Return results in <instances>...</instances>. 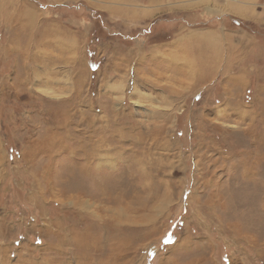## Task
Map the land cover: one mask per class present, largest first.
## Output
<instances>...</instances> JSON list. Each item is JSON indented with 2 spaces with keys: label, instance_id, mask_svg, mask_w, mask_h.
I'll use <instances>...</instances> for the list:
<instances>
[{
  "label": "rangeland",
  "instance_id": "1",
  "mask_svg": "<svg viewBox=\"0 0 264 264\" xmlns=\"http://www.w3.org/2000/svg\"><path fill=\"white\" fill-rule=\"evenodd\" d=\"M254 3L257 20L0 0V264H264ZM207 25L233 34L228 68L166 59L165 40Z\"/></svg>",
  "mask_w": 264,
  "mask_h": 264
},
{
  "label": "crops",
  "instance_id": "2",
  "mask_svg": "<svg viewBox=\"0 0 264 264\" xmlns=\"http://www.w3.org/2000/svg\"><path fill=\"white\" fill-rule=\"evenodd\" d=\"M148 1L153 4V8H150L152 9V14L160 9L170 12V15L172 13L180 14L189 11L196 14L200 19L212 17L219 13L227 15L235 13L243 14L245 18L250 20L260 18L259 13L255 10L256 5L254 0H169L168 3L164 4H160L159 0ZM117 9L115 17L121 18L125 23L139 20L138 15L135 14L136 11H125L123 8L121 11H118ZM209 26H203L190 31H182V28L179 29L177 33L180 34L178 36H175L171 40H165L162 43L166 59L168 58L171 63H175L178 59H184L185 61L182 65L187 67L191 65V69L194 70L193 73L196 72L195 69L199 70V67L202 68L199 70L200 72L204 71L206 67H212V70H215L214 67L216 68V66L220 68L222 66L223 69L225 67L228 68L236 49L233 34L226 27L225 31H220V27L218 26ZM218 50H222L224 53L222 54L221 52L219 54Z\"/></svg>",
  "mask_w": 264,
  "mask_h": 264
},
{
  "label": "bare ground",
  "instance_id": "3",
  "mask_svg": "<svg viewBox=\"0 0 264 264\" xmlns=\"http://www.w3.org/2000/svg\"><path fill=\"white\" fill-rule=\"evenodd\" d=\"M83 167V166H82ZM84 171V170H83ZM87 172V171H86ZM63 173V172H62ZM83 176H85V175H83ZM64 178V177H63ZM64 181V180H63ZM93 184H95V183H93ZM113 184V183H112ZM111 184V185H112ZM57 185V184H56ZM59 185V184H58ZM69 185V184H68ZM110 185V184H109ZM113 186V185H112ZM62 187V186H61ZM61 187H60V189H61ZM67 188H68V186H66ZM95 187V186H94ZM114 187V186H113ZM97 188V187H96ZM99 188V187H98ZM71 189V188H70ZM66 190V189H65ZM51 191V190H50ZM59 191V190H58ZM102 191V190H101ZM61 192V191H60ZM96 192H97V190H96ZM104 192V191H103ZM62 193V192H61ZM63 193H64V191H63ZM85 193V191H80V194H78L79 196H76L75 198H72L71 199V202H74V204H84L83 203V199H80L81 197L80 196H82L81 194H84ZM87 193V192H86ZM89 193H91L90 191H89ZM129 193V192H128ZM98 194V193H97ZM94 195V194H93ZM93 195H92V197H93ZM101 195V194H100ZM73 196V195H72ZM88 196H90V195H88ZM99 197V196H98ZM70 199V198H69ZM105 199V198H104ZM68 200V199H67ZM104 201V200H103ZM102 202V201H101ZM87 203V202H86ZM114 203V202H113ZM115 203H117V201L115 202ZM85 205V204H84ZM98 217V216H97ZM85 234V233H84ZM96 240V239H95ZM87 242V241H86Z\"/></svg>",
  "mask_w": 264,
  "mask_h": 264
}]
</instances>
